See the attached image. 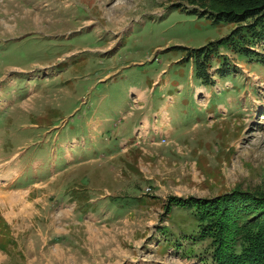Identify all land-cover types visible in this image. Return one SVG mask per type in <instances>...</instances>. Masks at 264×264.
I'll return each mask as SVG.
<instances>
[{"label":"rangeland","instance_id":"obj_1","mask_svg":"<svg viewBox=\"0 0 264 264\" xmlns=\"http://www.w3.org/2000/svg\"><path fill=\"white\" fill-rule=\"evenodd\" d=\"M203 10V0H0V264H217L214 237L198 240L176 200L264 194V39L238 51L240 24ZM173 60L192 62L185 92L203 120L177 121L188 134L169 138L166 105L158 144L120 152L109 119L128 99L122 69L147 62L125 70L140 85ZM88 135L92 152L73 155Z\"/></svg>","mask_w":264,"mask_h":264},{"label":"trees","instance_id":"obj_2","mask_svg":"<svg viewBox=\"0 0 264 264\" xmlns=\"http://www.w3.org/2000/svg\"><path fill=\"white\" fill-rule=\"evenodd\" d=\"M188 1L194 3L198 0ZM203 9L208 11L203 14L204 16L210 12H218V15H215L218 18L214 20L216 24L225 21L229 24H240L239 31H233V36L238 37L236 48L238 51L242 50L245 54L251 55L253 52L250 49L241 46L243 39L250 45L256 40L264 39V0H203ZM244 24L245 30L251 32L257 30L259 36L252 40L247 39L240 29ZM232 40H229L231 44L237 43ZM200 68L199 75L202 74L203 66ZM234 195L208 203L195 202L193 199L184 202L176 200V203L177 206L181 205L182 209L194 213L199 227L202 228L197 236L198 240L201 242L206 240L203 234L207 239L209 236L214 237L217 244L215 249L217 264H264V194L238 192ZM235 216L248 220L245 224L239 223L240 221L234 219ZM230 217H233V222L229 221ZM211 224L213 228L208 230Z\"/></svg>","mask_w":264,"mask_h":264},{"label":"crops","instance_id":"obj_3","mask_svg":"<svg viewBox=\"0 0 264 264\" xmlns=\"http://www.w3.org/2000/svg\"><path fill=\"white\" fill-rule=\"evenodd\" d=\"M170 50L160 48L156 55L158 54H164L168 53ZM183 56L179 57L182 58ZM179 60H173L172 62H169L167 64L166 61L160 62V69L157 70L154 74V77L151 75L147 80H144L138 85L136 83H130L131 77L125 76V70L126 68L132 69L133 67H142L147 64V62H139L132 65H125V67L122 69V81L128 84V99L122 101V103H116V105H111L114 108L117 109V117L109 116L110 119V127L111 132H118V137L121 138V140H125L127 142V146H121L120 152L123 149H130V147H138L140 149H151V147L155 144H158V141L162 136L165 134L163 131H160L159 125H160V117L159 115L156 117V115L159 113V111L164 106H168L170 109H168V118H169V126L170 128L167 130V134L169 138L176 139L180 137L181 133H184V136L187 134L185 132L186 129L182 126L179 127V123L177 121H187L191 118V116H197L200 120H203V103L200 105L198 100L190 96L189 91L185 92L190 89V87H194V81L193 83H190L189 81L193 80V76L195 74L194 67L192 66V62H188L184 68H176V66L170 67L171 64H177ZM151 62V60H150ZM166 62V63H165ZM129 65V66H128ZM184 66V65H182ZM174 69L180 70L183 69L186 72V69L189 71L183 74V77L177 76L175 74H171V71ZM134 71V70H132ZM168 71V74L164 76V79L160 77ZM171 74V76L169 75ZM160 75V76H159ZM144 77V76H143ZM174 79V81H173ZM183 79V82H178V80ZM190 83V84H189ZM107 86H111L108 85ZM168 88V89H167ZM171 92L176 94L177 97L172 96V99H168L166 102L168 103H162L161 97H164V92ZM188 93V95L185 96V94ZM131 96V97H130ZM160 97V99L158 98ZM181 98V99H179ZM109 99V94L105 93L103 102L107 101ZM208 102V105L211 104H217L218 98L206 99ZM212 101V102H211ZM92 104V103H91ZM165 104V105H164ZM100 105V103H99ZM207 105V106H208ZM126 107V113L123 117H120V114L123 113L120 108ZM200 107V108H198ZM158 112V113H157ZM96 114V113H95ZM96 115H94L95 117ZM93 117V118H94ZM156 117V118H155ZM87 121H90V117L87 119ZM185 127V126H184ZM188 127V126H187ZM114 128L116 130H114ZM180 130V131H179ZM91 138V135L87 136V141L84 142V145L81 147L74 146V150H72V154H85V153H91L93 150V144L89 141ZM185 138V137H184ZM78 141V140H77ZM131 142V144H129ZM76 150V151H75ZM119 154V153H118ZM75 158V157H74ZM111 158H114L111 156ZM65 180L62 182L64 183ZM80 186V185H79ZM79 188L72 189L71 194V201L79 202V192H77ZM88 189V188H87ZM90 191H93L92 189H88V194L92 196V193ZM25 199L28 200V197H31L34 193V190L30 189L29 191L22 192ZM109 195V194H108ZM47 197V194H43L40 196V200H45ZM58 197V196H57ZM105 194V196L100 197L103 199L99 203L106 201V198H108ZM109 199V198H108ZM34 200V199H33ZM99 201L100 199H96L95 201ZM92 201V200H91ZM28 204H30L29 201H26ZM105 204V203H103ZM99 205V204H98ZM97 205V206H98ZM31 207V206H30ZM29 209V208H28ZM28 212V210H27ZM35 213V211H34ZM27 214V213H26ZM22 214V215H26Z\"/></svg>","mask_w":264,"mask_h":264},{"label":"bare ground","instance_id":"obj_4","mask_svg":"<svg viewBox=\"0 0 264 264\" xmlns=\"http://www.w3.org/2000/svg\"><path fill=\"white\" fill-rule=\"evenodd\" d=\"M208 94V93H207ZM208 95H210V94H208Z\"/></svg>","mask_w":264,"mask_h":264}]
</instances>
